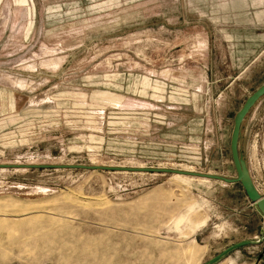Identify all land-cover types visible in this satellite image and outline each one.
I'll return each mask as SVG.
<instances>
[{
    "label": "rangeland",
    "instance_id": "374dc122",
    "mask_svg": "<svg viewBox=\"0 0 264 264\" xmlns=\"http://www.w3.org/2000/svg\"><path fill=\"white\" fill-rule=\"evenodd\" d=\"M263 84L264 0H0V164L232 179ZM237 148L264 196V95ZM262 225L240 183L0 168V264H207Z\"/></svg>",
    "mask_w": 264,
    "mask_h": 264
},
{
    "label": "water",
    "instance_id": "95a60500",
    "mask_svg": "<svg viewBox=\"0 0 264 264\" xmlns=\"http://www.w3.org/2000/svg\"><path fill=\"white\" fill-rule=\"evenodd\" d=\"M264 95V84L260 86L252 95H250L242 108L236 114L234 119V125L231 135L230 142V152L232 161L236 170V177L232 179H227L219 175H211V174H202L196 173L192 171H180L175 169H167V168H136V167H105V166H87V165H4L0 164V168L11 169V168H25V169H83L89 171H124V172H146V173H157V174H174V175H182L187 177H195V178H203L208 180L221 181L226 184H236L240 183L247 199L254 204L257 212L263 218V225L261 231V237L258 241H242L236 243L217 256L212 258L207 264H215L221 259H223L228 253L237 248H241L244 246H250L258 244L264 238V196L260 195L254 186L252 180L250 179L248 172L246 170L245 164L242 160L241 155L238 153L237 143L241 132V126L243 121L245 120L247 114L250 112L252 107L261 99ZM262 258V254H260L257 258V262Z\"/></svg>",
    "mask_w": 264,
    "mask_h": 264
},
{
    "label": "bare ground",
    "instance_id": "6f19581e",
    "mask_svg": "<svg viewBox=\"0 0 264 264\" xmlns=\"http://www.w3.org/2000/svg\"><path fill=\"white\" fill-rule=\"evenodd\" d=\"M174 175V174H173ZM177 176H182V175H177ZM184 177H186V176H184ZM203 179V178H202ZM258 191V190H257Z\"/></svg>",
    "mask_w": 264,
    "mask_h": 264
},
{
    "label": "crops",
    "instance_id": "0c3cea01",
    "mask_svg": "<svg viewBox=\"0 0 264 264\" xmlns=\"http://www.w3.org/2000/svg\"><path fill=\"white\" fill-rule=\"evenodd\" d=\"M261 260V259H260Z\"/></svg>",
    "mask_w": 264,
    "mask_h": 264
}]
</instances>
